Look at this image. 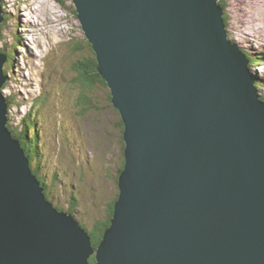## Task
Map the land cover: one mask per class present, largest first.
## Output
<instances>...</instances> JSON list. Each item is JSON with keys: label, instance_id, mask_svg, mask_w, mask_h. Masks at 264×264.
I'll use <instances>...</instances> for the list:
<instances>
[{"label": "water", "instance_id": "95a60500", "mask_svg": "<svg viewBox=\"0 0 264 264\" xmlns=\"http://www.w3.org/2000/svg\"><path fill=\"white\" fill-rule=\"evenodd\" d=\"M73 2L125 124L119 197L95 248L44 197L0 94V264H264V101L219 2Z\"/></svg>", "mask_w": 264, "mask_h": 264}, {"label": "rangeland", "instance_id": "374dc122", "mask_svg": "<svg viewBox=\"0 0 264 264\" xmlns=\"http://www.w3.org/2000/svg\"><path fill=\"white\" fill-rule=\"evenodd\" d=\"M10 1L19 6V19ZM220 1L228 37L245 50L253 79L264 92V14L261 8L253 7L261 3ZM0 7V49L6 53L1 66L3 73L7 72L0 94L6 101V128L10 137L19 141L24 122L36 125L29 128L31 135L37 131L29 144L38 140L30 169L35 167L41 175L51 202L61 210L72 209L76 219L93 230L109 218L125 144L118 122L121 116L100 76L85 89L88 105L81 103V73L85 69L86 74L93 75L90 63L94 52L75 4L73 0H0ZM34 8L37 10L32 12ZM257 31L263 40L257 38ZM244 32L246 38L241 37ZM19 42H26L30 55Z\"/></svg>", "mask_w": 264, "mask_h": 264}, {"label": "trees", "instance_id": "16d2710c", "mask_svg": "<svg viewBox=\"0 0 264 264\" xmlns=\"http://www.w3.org/2000/svg\"><path fill=\"white\" fill-rule=\"evenodd\" d=\"M221 2V1H220ZM222 4V3H221ZM0 51H2L1 49H0ZM4 51V50H3ZM7 54H8V52H7ZM96 59H95V56H94V58H93V60L91 61V63H90V72H92L93 73V75L91 76V75H89V74H86L85 73V69L84 70H82V78L80 79V86H81V89H82V94H81V98H83V102H81L82 104H87L88 105V103H89V100H88V98H87V96L85 95V89H90L91 87H92V85L94 84V82L96 81V80H99V75L97 74V72H96ZM6 70H4V73H6L5 72ZM7 74V73H6ZM101 78V77H100ZM101 80H103L102 78H101ZM104 81V80H103ZM256 81V84H257V79L255 80ZM8 102H9V100H8ZM32 123H33V121H31ZM118 122H119V124L121 125V130H122V132H123V123H122V121L121 120H118ZM24 125H25V127H24V131L23 132H20L21 134L20 135H18V136H20L19 137V141H20V145H21V147H24L25 148V154H26V156L28 157V160H29V162H30V164L32 163V156H33V151H34V148L35 147H37V144H38V140L37 141H35L37 144H34L35 145V147H34V145H32V144H29V142H31L33 139L35 140L36 139V133H37V131H34L33 132V134L31 135L29 132V128L31 127L32 129H35L36 128V125H34V124H29V123H26V122H24ZM37 130V129H36ZM24 135H28V137L26 138ZM123 136V135H122ZM21 139V140H20ZM122 141L124 142V140H123V138H122ZM123 164H124V160L122 161V163H121V166H119V168H118V172H117V178H118V176H119V173L121 172V170H122V168H123ZM32 172H33V174H35V175H37V179H39V181L43 184V186H45V183H44V181H42V180H40V176L41 175H38L37 174V169L34 167L33 168V170H32ZM43 178V177H42ZM117 181H118V179H117ZM118 184V183H117ZM117 196H118V194L116 193V195H115V197H114V199H112V201L110 202V204H109V208H110V213H109V218L107 219V221H105L104 223H101V224H97L96 226H95V228L93 229V230H89V229H87L82 223V226L88 231V233H89V235L91 236V242H92V244L93 245H95V246H97V244L99 243V241L101 240V238H102V235H103V232H104V229L105 228H107V226H109L110 225V219H111V216L113 215V213H112V211H113V208H114V202H115V200H116V198H117ZM48 198V197H47ZM56 207H57V205L56 204H54ZM107 206H108V204H107ZM57 209H60L61 210V208L60 207H57ZM69 211H72V209H69ZM109 224V225H108ZM89 263L90 264H94L95 262H94V257L93 256H91V257H89Z\"/></svg>", "mask_w": 264, "mask_h": 264}, {"label": "bare ground", "instance_id": "6f19581e", "mask_svg": "<svg viewBox=\"0 0 264 264\" xmlns=\"http://www.w3.org/2000/svg\"><path fill=\"white\" fill-rule=\"evenodd\" d=\"M260 1V3H261V5H260V7L259 6H256V5H253V7L255 8V9H257L258 11L260 10L261 11V9H262V11H261V13L263 12V14H264V0H259ZM219 2V5L221 6L220 7V19H221V22H222V26H223V29H224V32H225V39L229 42V43H231V44H233V45H235L236 47H237V49L241 52V54L244 56V58H245V62H246V68H247V71H248V73H249V75H250V77H251V79H252V81H251V85H252V87H253V89H254V92H255V96H256V99L258 100V101H260V102H263L264 101V92H262L261 91V89L259 90L258 89V87H257V85L258 84H256V81H255V79H253V74H252V72L250 71V68H249V59H248V57L246 56V54H245V50L243 51L241 48H240V46L237 44V43H235V41H233L232 39H230L229 37H228V31H227V28H226V23H225V21H224V9H223V6H222V4H221V2H220V0H216V3H218ZM6 3V2H5ZM4 3V4H5ZM10 3V6H11V4L13 5V7H15V15H16V18H20V8H19V6L16 4V3H14V2H9ZM8 3V4H9ZM31 4H28V6H30ZM261 8V9H260ZM0 9H1V7H0ZM37 9H32V12H34V11H36ZM12 11V10H11ZM30 12V11H29ZM244 12V11H243ZM1 14H3V11L1 10ZM77 14H78V12H77ZM11 15H12V13H11ZM11 15H9V16H11ZM25 17V16H24ZM20 21V20H19ZM49 22L50 23H54L55 21L53 20V19H49ZM11 24V23H10ZM240 26V28H241V25H239ZM29 27V26H28ZM26 28V27H25ZM241 31H242V28H241ZM21 32H22V30H21ZM20 34V33H19ZM246 34L247 33H243L242 35H241V37H244V38H246ZM260 34H261V32L260 31H257V38L258 39H261V40H263L262 39V37L260 36ZM20 36V35H19ZM53 37V36H52ZM25 41V40H24ZM17 44H20V45H22L23 46V44H24V46H23V49L26 51V53L27 54H29L30 55V53H29V51L27 50V44H26V42L25 43H17ZM15 45V44H14ZM32 45V44H31ZM15 47V46H14ZM18 47V46H17ZM15 49H17V48H15ZM22 49V50H23ZM14 51V50H13ZM1 52V51H0ZM4 52V51H3ZM30 52H31V50H30ZM5 55H6V53H5ZM24 55V54H23ZM33 55V54H32ZM15 57V56H14ZM25 57V56H24ZM47 58V57H46ZM18 60V59H17ZM20 68H22L23 69V67H20ZM20 68H18V71H20ZM7 73V72H6ZM16 74V73H15ZM7 75V74H6ZM18 76H20V77H22V75H21V72H19L18 74H17ZM255 78V77H254ZM23 79V78H22ZM258 81V80H257ZM22 82V81H21ZM118 111V110H117ZM123 126H124V129H123V132H124V130H125V124H123ZM123 140H124V137H123ZM124 144H125V146H124V148L126 147V143H125V140H124ZM123 153H124V149H123ZM124 155V154H123ZM124 161H125V159H124ZM76 163V162H75ZM90 163V162H89ZM93 163V162H92ZM59 166V165H58ZM123 169V168H122ZM122 171V170H121ZM120 174V173H119ZM35 177H37L35 174H33ZM119 177V176H118ZM45 190H46V188H44V190H42V192H43V194H44V197L46 198V200L54 207V208H56L57 209V207L54 205V203H53V201L51 202L48 198H47V196H46V194H45ZM119 193H120V191H119V186H118V191H117V194H118V196H117V198H116V200L118 199V197H119ZM115 200V201H116ZM114 204H115V202H114ZM58 210H60V209H58ZM61 211H64V212H68V213H70V214H72L73 215V213L71 212V211H66V210H61ZM114 212V208H113V211H112V213ZM74 216V215H73ZM113 217V215L111 216V218ZM74 218L76 219V217L74 216ZM76 221L78 222V224L81 226V228L83 229V231L88 235V236H90L89 235V233H88V231L82 226V224L76 219ZM109 225V224H108ZM110 225H111V220H110ZM109 225V226H110ZM108 227V226H107ZM86 235V236H87ZM102 239V238H101ZM89 241H91V237H90V240ZM101 241V240H100ZM99 241V242H100ZM91 244H92V242H91ZM93 245V244H92ZM95 248L97 247V246H95V245H93Z\"/></svg>", "mask_w": 264, "mask_h": 264}]
</instances>
